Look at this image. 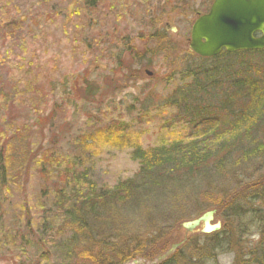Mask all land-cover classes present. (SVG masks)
I'll list each match as a JSON object with an SVG mask.
<instances>
[{"label":"rangeland","instance_id":"rangeland-1","mask_svg":"<svg viewBox=\"0 0 264 264\" xmlns=\"http://www.w3.org/2000/svg\"><path fill=\"white\" fill-rule=\"evenodd\" d=\"M67 1L48 0L49 6H42L35 0H0V146L15 182L0 187V264L22 259L30 236L25 222L30 217L34 229L49 205V194L44 197L41 190L50 191L54 178L42 179L31 165L15 173L32 135L40 132L47 147L77 157L96 188H113L138 171L131 156L135 147L144 151L188 141L204 129L187 125L177 95L190 80L189 68L211 63L189 50L191 26L211 0H97L92 7L75 0L77 12L70 16L57 11ZM154 30L160 32L155 40L141 38ZM251 69L259 77L258 67ZM83 77L93 96L72 90ZM107 125L118 127L116 135L79 146ZM261 134L251 139V148ZM222 158H227L225 166L208 170L199 190L170 185L148 199L140 201L139 195L122 207H106L113 252L103 250L105 264L118 252L134 257L125 264H158L169 257L174 264H255L252 256L261 259L264 151ZM207 207L214 211L211 223L220 228L204 234L198 226L186 233L183 223ZM217 232L223 244L209 252Z\"/></svg>","mask_w":264,"mask_h":264},{"label":"trees","instance_id":"trees-1","mask_svg":"<svg viewBox=\"0 0 264 264\" xmlns=\"http://www.w3.org/2000/svg\"><path fill=\"white\" fill-rule=\"evenodd\" d=\"M35 1L49 6L48 0ZM96 1L82 0V4L92 7ZM74 3L75 0H68L57 11L70 16L77 12ZM159 34L154 30L141 38L155 40ZM197 58L201 62L211 60V63L202 62L189 68L190 80L176 95L177 105L187 125H204V129L200 134L192 135L188 141H175L168 146L144 151L135 147L131 156L138 163V171L132 178L118 182L113 188H96L89 177V169L82 166L77 157H68L67 153L55 147H47L40 132L37 137H30L32 140L27 142L23 157L20 155L22 159L18 161L20 165H17L15 173L31 165L42 179L51 176L54 180L50 191L41 190L44 197L50 196L48 209L40 206L41 210L44 208L43 213L34 229L30 217L25 222L30 236L25 239L26 245L20 251L22 259L19 258L17 264H105L103 250L105 253L113 252L108 243L112 238L108 232L112 229L111 221L104 218L106 207H122L139 195H142L140 201L148 199L170 185L182 189L190 186L194 192L201 189L208 170L213 172L225 166L227 158L223 159V156L236 151L241 156L264 151V49L232 54L223 52L210 59ZM133 59L135 62L139 60L136 56ZM255 65L258 69L254 73H259V77L255 74L252 76L251 68ZM229 69H233L234 73L231 74ZM76 89L83 90L88 96L95 94L86 77L76 79L72 90ZM213 113L217 115L212 117ZM44 118L39 116L38 119L44 122ZM118 130L112 125L105 126L103 133L97 129L87 138L84 135L79 146L89 145L104 136L116 135ZM260 132V143L251 148V139ZM222 133H227L228 138L224 139ZM6 154V149L1 145L0 187L15 183L11 179V165ZM217 234L220 235L218 232L213 234L216 236L214 243L207 247L209 252L223 244ZM19 241H22L21 237ZM95 247L99 252L94 251ZM132 258L130 253L122 255L118 252L114 260L109 263L106 258V261L107 264H125ZM252 258L258 264L264 256L257 260L254 256ZM158 264H174V261L169 257Z\"/></svg>","mask_w":264,"mask_h":264},{"label":"water","instance_id":"water-1","mask_svg":"<svg viewBox=\"0 0 264 264\" xmlns=\"http://www.w3.org/2000/svg\"><path fill=\"white\" fill-rule=\"evenodd\" d=\"M189 40L191 51L202 57L217 55L222 49H264V0H213L208 12L193 22ZM212 214L204 212L184 222L183 227L191 231L201 223L202 232L215 231L219 224L209 223Z\"/></svg>","mask_w":264,"mask_h":264}]
</instances>
